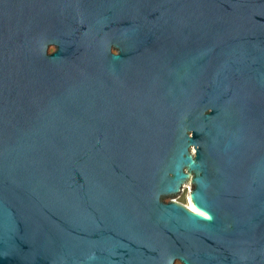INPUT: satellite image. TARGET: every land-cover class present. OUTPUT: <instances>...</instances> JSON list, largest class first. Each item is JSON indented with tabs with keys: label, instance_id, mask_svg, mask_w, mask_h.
Wrapping results in <instances>:
<instances>
[{
	"label": "water",
	"instance_id": "95a60500",
	"mask_svg": "<svg viewBox=\"0 0 264 264\" xmlns=\"http://www.w3.org/2000/svg\"><path fill=\"white\" fill-rule=\"evenodd\" d=\"M0 264H264V0H0Z\"/></svg>",
	"mask_w": 264,
	"mask_h": 264
},
{
	"label": "rangeland",
	"instance_id": "374dc122",
	"mask_svg": "<svg viewBox=\"0 0 264 264\" xmlns=\"http://www.w3.org/2000/svg\"><path fill=\"white\" fill-rule=\"evenodd\" d=\"M191 191L188 193V195L185 197L184 200H180V201H176V202L181 203V204H183L185 206H188L190 204V202H191V199H190V193H191Z\"/></svg>",
	"mask_w": 264,
	"mask_h": 264
},
{
	"label": "bare ground",
	"instance_id": "6f19581e",
	"mask_svg": "<svg viewBox=\"0 0 264 264\" xmlns=\"http://www.w3.org/2000/svg\"><path fill=\"white\" fill-rule=\"evenodd\" d=\"M189 208H191L192 210L197 211V209L194 207V205L192 204V202H190V204L188 205Z\"/></svg>",
	"mask_w": 264,
	"mask_h": 264
}]
</instances>
